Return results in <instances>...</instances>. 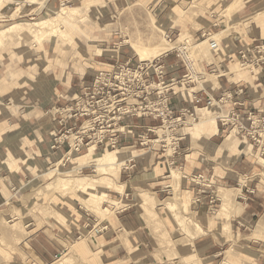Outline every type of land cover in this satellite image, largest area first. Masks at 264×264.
<instances>
[{"label": "rangeland", "instance_id": "1", "mask_svg": "<svg viewBox=\"0 0 264 264\" xmlns=\"http://www.w3.org/2000/svg\"><path fill=\"white\" fill-rule=\"evenodd\" d=\"M235 1L0 0V31L12 25L21 27L20 37L10 34L0 42V61H4L0 65V94L12 89L8 95L0 96V120L4 122L0 126V264H264V168L255 164L254 180L260 184V192L257 189L251 192V199L239 198L238 192L233 205L223 212L217 188L239 189L236 181H220L216 177L205 178L204 182L196 180L211 186L206 193L211 207L207 210L199 201V194L205 193L203 188L190 185V180L184 179V171L179 169L183 174L180 187L171 188L169 176L176 167H164V163L168 165L178 156L183 155L184 159L192 154L196 160L206 159L211 175L213 168L217 167L215 173L224 165L227 168L226 163L240 155L259 161L258 147L236 122H229L225 126L227 132L217 141H209L222 145L223 135L238 128V136L235 132L230 134V142H235L236 137L240 148L249 149L247 155L209 152L207 141L183 139L190 128L187 124L177 130L182 140L175 154L174 148H169L168 153L161 151V144L145 150L126 143L123 149L137 152L132 160L139 163L132 173L134 168L127 167L130 160L120 178L116 175L121 168L114 174L115 167L102 162L100 168L83 169V175L88 177H78L84 166L73 170L78 166L74 159L89 152L74 155L68 161L67 149L58 152L53 147L55 137L75 123L64 110L74 105L76 95L89 85L97 71L118 59L141 60L133 45L149 51L168 40L177 45L179 49L160 56L166 62L169 77L177 82L173 97L181 95L184 99L179 89L197 88L198 78L210 82V75L227 72L232 65L237 66L243 74L237 73L242 76L264 67V64L249 68L241 65L242 53L252 59L250 43L264 40V0H254L247 10L234 16ZM63 8L65 22L60 26L65 35L52 39L46 36L41 42L24 31L32 23L61 14ZM48 31L46 27L44 34ZM209 38L210 43H220L218 51L209 45L194 48ZM237 44L241 48L235 53L233 45ZM185 47L191 49L184 51L187 56L181 51ZM99 49L102 55H94ZM170 59L182 63L186 74L180 78L173 76ZM223 78L227 81L228 77H220L218 81ZM208 87L199 88L194 96L209 93L217 101L224 96L214 95ZM238 90L243 92L236 95ZM245 95L244 89H231L225 101L211 107V112L218 116L226 114L230 119L234 111L228 106L238 97L247 101ZM251 111L262 114L264 109H250L246 113ZM148 123L159 125L155 121ZM248 123L242 122L245 126ZM191 128L195 129V125ZM18 142L20 150L15 146ZM25 144L29 147L25 148ZM108 150L112 149L103 146L93 155L118 153ZM216 156L225 160L224 165L216 163ZM16 159L26 160V170L25 167L19 170L17 163L10 164ZM59 163L60 174L52 171ZM159 163H163L161 168ZM17 171L15 176L20 175L22 180L14 177ZM8 174L11 179H7ZM120 183L123 188L116 186ZM82 184H93L98 191L87 195L80 190ZM181 187L190 194L181 193ZM102 192L109 196L102 198ZM124 204L130 207L123 213ZM60 215L65 218L63 226ZM152 215L148 221L145 219ZM227 215L231 218L229 226L225 222ZM33 235L48 239L57 255L46 256L35 248L30 242Z\"/></svg>", "mask_w": 264, "mask_h": 264}, {"label": "built area", "instance_id": "2", "mask_svg": "<svg viewBox=\"0 0 264 264\" xmlns=\"http://www.w3.org/2000/svg\"><path fill=\"white\" fill-rule=\"evenodd\" d=\"M211 49L218 51L220 43L212 41ZM253 56L250 61L246 53H242V67L264 64V43L253 47ZM167 70L166 62L160 56L148 61L118 59L110 68L97 71L89 85L76 95L74 105L64 110L69 118L75 119V123L55 137L53 147L58 152L67 149L68 161L74 155L95 152L103 146L112 150L123 149L128 142L145 150L161 144V151L168 153L169 148H174L175 154L182 140L177 130L189 124L188 117L192 114L191 109L177 110L172 106L177 82L169 77ZM242 92L238 90L235 94ZM225 98L222 96L217 101L212 94L205 93L195 96L194 104L211 108L222 104ZM236 104L241 106L238 102ZM242 117L249 122L247 126L240 121ZM230 120L240 126L264 158V112L251 111L241 115L234 111ZM231 121L223 119V123ZM205 178V175H198L194 183L211 189L207 182L200 184L196 181L204 182Z\"/></svg>", "mask_w": 264, "mask_h": 264}, {"label": "crops", "instance_id": "3", "mask_svg": "<svg viewBox=\"0 0 264 264\" xmlns=\"http://www.w3.org/2000/svg\"><path fill=\"white\" fill-rule=\"evenodd\" d=\"M253 2H254V0H236L233 3V4H235V9H236V12H235L234 16H236L238 12L241 13V12L247 10L249 8V6ZM187 34H188V38H189L190 35H189V33H187ZM263 43H264V40L256 39V40H254V41H252L250 43L251 44L250 46L251 47H256V46L261 45ZM240 48H241L240 44L233 45V51L235 53H237ZM172 51H174V50H172ZM172 51H170V52H172ZM170 52H168V53H170ZM102 53H103V51L101 49H99L98 51H96V53L94 55L101 56ZM168 53H165V54H168ZM165 54H163V55H165ZM170 63H171L172 68L174 69L173 70V74H174L173 76H175L177 78H180L183 74H186V69H185L184 65H182V63H180L179 61H174V60L172 61L171 59H170ZM3 64H4V61H2V62L0 61V65L2 66ZM112 65L113 64H110L105 69L110 68ZM90 66L92 67V64ZM91 67H89V68H91ZM105 69H102V70H105ZM83 70H85V69H83ZM102 70H100V71H102ZM237 72H239V74H243L239 70H237V66L236 65H232L231 69H229L227 72H223L222 74L214 73V74L210 75V77H211V81L210 82L205 80V79H203V78L202 79L198 78V81H197L198 87L197 88H186L185 87L183 89H179V93H181L185 97V99L181 95L176 96V97L174 96L172 101H171L172 106L177 108L178 110L191 109V110L194 111L195 115L198 118V121L196 122L197 126L195 124V129L190 127L188 129V131L185 133L183 139H188V140L199 139L201 141L205 140V141H207L209 152L210 151H214V153H215V151L220 152V151H218L219 150L218 148L223 146V144L226 141V138L230 134H232V133H230V134H228L226 136L223 135L225 137V140L222 143V145H219V146H217V145H215V144H213V143H211L209 141V140L217 141L218 138L221 137V134H224V133L227 132V130H225L226 129L225 126H227L228 124L227 123H223V119L227 115L225 114L223 116L222 115L218 116L217 114H214V113L211 112V108L210 107L209 108L208 107H200V106L197 107L194 104V99H193L194 92H196L201 87L202 88H206V87L209 86L208 88L210 89V91L216 96H218V95L226 96V93L228 91H230L231 89L232 90L233 89H244V91H246V95L245 96L247 98V101L245 100L244 97H238L235 100L234 104L228 106V108L230 110L235 111V112H237L239 114L244 115L246 113V111H248L250 109H262V108L264 109V67L261 66L258 71L256 70L254 72H251L250 75L242 76V75H238ZM224 76L228 77L227 79L225 78L227 81H225L224 78L218 81V79L220 77H224ZM240 79H244V80L240 81ZM233 80H235V81L239 80V81H237L235 83H232L231 81H233ZM212 84L213 85L216 84L215 88H217V89H215L213 86H210ZM10 89L11 88H9L8 92L5 93L4 95L0 94V96H2V95L5 96V95H8L9 93H11ZM190 102H192V103H190ZM237 102L240 103L241 106L236 104ZM201 110H207V113L209 115L216 117V126L215 127L211 128L209 124L198 126V124L201 121L200 115L202 116V114H203V113H201L202 112ZM206 116H207V114H206ZM188 121H189V117H188ZM243 121L246 122L245 119H243ZM1 124H4V122L0 120V126H2ZM237 136H238V133H237ZM15 146L20 150L21 144L19 142L16 143ZM28 147L29 146L25 144V148H28ZM229 150L227 152H237L236 155L237 154H245V155H247L249 153V149L248 148L244 149V148H240L238 146V142H237L236 137H235V142L229 148ZM1 151L3 153H5V150L1 149ZM108 151H112V150H108ZM119 151L131 153V155H129L128 159L126 160L125 165L121 167V169L119 170L118 175H116L117 177L119 176V178H120V174H121L122 169L127 166V163L130 160H132V158L136 157L135 155L133 156V154L137 153V152L131 151V149H120ZM257 154L260 156V160L259 161L257 159H247L246 156H242V155L237 156V157L232 155L235 158H233V160L229 164L226 163L227 168L224 165L225 160L220 159V157L216 156L215 159H214L216 161V163H220L221 165H224V166H222V168H220V171L218 170V172H216V173H215V170H216L217 167L213 168V174L212 175H211V171L208 169L209 168L208 167L209 163L206 162V159L205 158L201 159V157H200V158H198L196 160V157L194 156V154L187 155L186 157L184 156V159H183V155L178 156V157H176L174 159V161L172 163H169L168 165L166 163H164V167H165V169L167 167H169V168L176 167V170L177 169H179L180 171L183 170L184 171V179L187 180V182L190 180L189 184L192 185L193 187L196 185L194 183V178L196 176H198V175H205L206 178H209V177L215 178L216 177L220 181L221 180H226V179L236 181L238 183V185H239V189L238 188H223V187H218L217 188V192H218V190L220 191L219 192V197H220V199L222 201V211L223 212H227L228 209H230V207L233 205L234 196H236V194L238 192H241L239 198H244V199H247V198L251 199V197H252L251 192H254L255 189H257L256 190L257 192H260V190L258 189V186L260 184L259 185L256 184V180H254L255 174H256L255 173V164H257L259 167L261 166L262 168H264V158L261 156L260 151H258V150H257ZM84 157L85 156L79 155V156H77L76 159H74V161H76L78 163V166H75V167H79L80 166V163L82 162ZM133 162H135V163L132 164ZM3 163L8 166V163H6V162H3ZM15 163H17V165H18L17 167H18L19 170L23 169L24 167H25V170H26V166H27L26 165V160L22 161L20 159L19 160L16 159V161H12V160L10 161V164H12V165H14ZM21 163H24L23 167H21ZM138 163H139V161L132 160V161H130L128 163L127 167L134 168V169H132V173H133V172H135L137 170ZM181 163L185 164V166L181 165ZM10 164H9V167H10ZM179 164L181 166L177 167V165H179ZM195 164H199V167L195 166ZM59 165H60V163L55 165L52 168V171L53 172L55 171V173L60 174L61 170L58 167ZM158 165L160 167L161 165H163V163H159ZM9 167H7V168L9 169ZM86 167L88 168V167H92V166H90V165L84 166L81 169L80 173L78 174V177L80 175H82L83 178L88 177V176L83 175V169L86 168ZM55 169H58V170H55ZM156 169H157V167L154 168V171H153L154 175L157 174ZM218 169H219V167H218ZM174 170H175V168H174ZM18 172L19 171L14 173V177H16L15 174H18ZM185 172H187L188 175L185 174ZM125 173H126V171H125ZM24 174H25V171H24ZM49 174H50V172H48L47 176H49ZM171 174H172V172H171ZM263 174H262V176H263ZM169 178H170V176H169ZM235 178H237V179H235ZM7 179H11V175L10 174H8ZM22 179L23 178L20 175H17L16 180H22ZM116 186L123 188L124 184L120 183V184H118ZM253 187H256V188L253 189ZM112 190H114V189H112ZM208 190L209 189H207V188H203V191H205V193L202 194V195L199 194V196H201V200H199V201L203 205L205 204L207 206V210H208V207L211 208L209 206L210 205L209 204L210 201L208 202V196L206 195ZM180 191H181V193H184L185 196L190 194V192L184 191L182 189V187H181ZM116 192L117 193H121L119 191H116ZM159 192L161 193V192H164V191H159ZM195 196H196V194H195ZM124 200L125 199H122V203L124 202ZM126 200H128L127 196H126ZM123 206L124 207L122 209V212L124 213V212H126L129 209L130 206L128 204H124ZM251 208L252 207H250V209ZM154 214L156 215L155 210H154ZM153 215L150 216V217H145V219L148 221L149 219L153 218ZM62 216L60 215L58 218H60ZM124 217L128 219V216H124ZM61 219H62L61 221H63V222H61V225L63 226L65 218L62 217ZM225 222H226L227 226L230 225L231 218H229L228 215H227V218L225 219ZM30 242H32L33 246L35 248H37L38 250H40L46 256L57 255L52 243H50L48 241V239L45 240L44 238H40L38 235H33V237L31 238ZM35 255L38 258H40L36 253L34 254V256Z\"/></svg>", "mask_w": 264, "mask_h": 264}, {"label": "bare ground", "instance_id": "4", "mask_svg": "<svg viewBox=\"0 0 264 264\" xmlns=\"http://www.w3.org/2000/svg\"><path fill=\"white\" fill-rule=\"evenodd\" d=\"M65 14H66V12L64 11V8H63V11H62L61 14H58L55 17H51L50 19H47V20H44V21H41V22H38V23H32L24 31L26 33L30 34L35 39L40 40L41 42L43 40V37H46V36H48V38H51V37L53 38L55 36L58 37L60 35L63 36V35H65V31L61 28L60 25L63 22H65V20H64ZM46 27L49 28V31H48L47 34L46 33L44 34V31L46 30ZM20 28L21 27L19 25H12V26H9L8 28L0 31V42H3L2 40L7 35H10V34L11 35H15L16 37L17 36L20 37V35H21V33L19 31ZM210 41H211L210 38L209 39H206V40L200 42L197 46H194V48H196L198 46H207V45L211 46ZM133 47L140 54L141 60L146 58V60H143V61H148L147 59L155 58L157 56H160L161 54H164V53H166L168 51H171V50H174V49H179L177 47V45H175L170 40L166 41L164 43V45H162L161 47L157 46V47L153 48L152 50L150 49V51L147 50V49L141 48L139 46H135V45H133ZM187 49H189V48H187ZM187 49L185 47L184 49H181V51L184 52V51H187ZM190 50L191 49H189V52H191ZM183 54L185 56L188 55V53H186V52H184ZM189 56L191 57L193 55L191 54ZM201 111H203V114H202V116H200L201 117V123H199L198 126H202V125H205V124H209L211 128L215 127L216 126V118L211 117L207 113V110H201ZM206 114H207V116H206ZM225 118H227L228 121H231L228 116H226ZM197 121H198V118L195 115V113H193L192 115L189 116L188 123H189L190 127H193L196 124ZM242 122H243V120H242ZM236 129L238 130V128H235V129H233L231 131V133H234L235 132V134H237V133L239 134V130L236 132ZM128 131H129V129H128ZM160 133H163V132H160ZM230 139H232V138L229 135L226 138V141L223 144V146H221V147L218 148L219 149L218 151H220V152L228 151L229 148L234 143L233 140H232V142H230ZM119 150L120 149L113 150V151H116V152L118 151V153L115 154V155H113L111 153H107V154H104V155L99 156V157H95L93 155V151H91L89 154H86L85 155L86 157L83 158L82 162L80 163V166L79 167H74L73 170H76V169H79V168L81 169V167L88 166V165L93 166L95 168H100L101 167L100 162H102V163H105L109 167H115V170H114V174H115L117 172L118 168L120 169L122 165L124 166L126 160L129 157L128 152H121ZM181 178H182V173L180 171H178V170H173L172 171V174L170 175V184H169L170 187L173 188V189H178L180 187V184H181ZM80 190H82V192L85 193V194H87V195H89V194H91L93 192L96 193V191H98L97 190V187L95 185H93V184L92 185H88V184L87 185H84V184H82V187L80 188ZM101 197L102 198H107L108 197V194L102 192L101 193Z\"/></svg>", "mask_w": 264, "mask_h": 264}]
</instances>
